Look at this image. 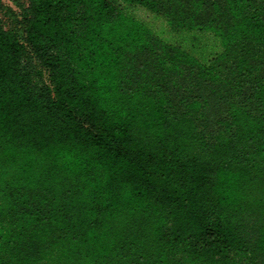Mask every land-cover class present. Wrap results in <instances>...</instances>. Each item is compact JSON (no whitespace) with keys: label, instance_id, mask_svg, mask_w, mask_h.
<instances>
[{"label":"trees","instance_id":"obj_1","mask_svg":"<svg viewBox=\"0 0 264 264\" xmlns=\"http://www.w3.org/2000/svg\"><path fill=\"white\" fill-rule=\"evenodd\" d=\"M0 3V264H264V0Z\"/></svg>","mask_w":264,"mask_h":264},{"label":"rangeland","instance_id":"obj_2","mask_svg":"<svg viewBox=\"0 0 264 264\" xmlns=\"http://www.w3.org/2000/svg\"><path fill=\"white\" fill-rule=\"evenodd\" d=\"M114 1L126 12L149 25L167 42L183 47L201 61L207 62L223 49L220 38L210 31L174 29L159 13L141 5H131L121 0ZM27 2V0H0L1 14L7 26L21 27V13Z\"/></svg>","mask_w":264,"mask_h":264}]
</instances>
